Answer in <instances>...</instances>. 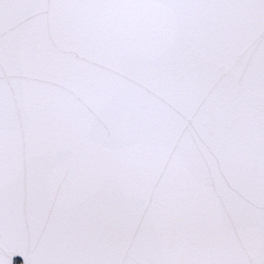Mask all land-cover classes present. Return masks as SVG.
<instances>
[{"label":"snow or ice","instance_id":"snow-or-ice-1","mask_svg":"<svg viewBox=\"0 0 264 264\" xmlns=\"http://www.w3.org/2000/svg\"><path fill=\"white\" fill-rule=\"evenodd\" d=\"M0 264H264V0H0Z\"/></svg>","mask_w":264,"mask_h":264}]
</instances>
